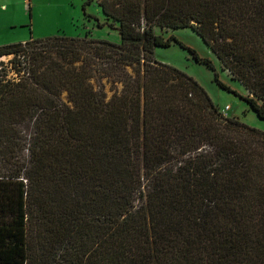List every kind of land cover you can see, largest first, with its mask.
Returning a JSON list of instances; mask_svg holds the SVG:
<instances>
[{"label": "trees", "instance_id": "16d2710c", "mask_svg": "<svg viewBox=\"0 0 264 264\" xmlns=\"http://www.w3.org/2000/svg\"><path fill=\"white\" fill-rule=\"evenodd\" d=\"M98 5L120 42L0 46L28 60L0 72V264H264V130L155 57L176 42L213 69L156 31L190 27L264 119V0Z\"/></svg>", "mask_w": 264, "mask_h": 264}, {"label": "rangeland", "instance_id": "374dc122", "mask_svg": "<svg viewBox=\"0 0 264 264\" xmlns=\"http://www.w3.org/2000/svg\"><path fill=\"white\" fill-rule=\"evenodd\" d=\"M35 1L34 7L35 23L23 27L28 33L35 32L34 38H45L65 33L68 36H84L90 31L91 36L96 39H105L112 42H120L121 35L117 28L111 24L98 5V0H92L86 6L87 13L99 18L104 23L99 26L95 18L86 17L84 14L83 4L85 0H32ZM58 27H61L60 30ZM158 33L165 37L174 34L185 46L191 47L201 56L211 60L214 68L211 69L204 63L197 62L187 48H183L180 44L173 42L169 47H157L155 57L164 63L176 66L194 77L209 93L214 102L219 106L220 110L229 117H237L243 122L263 129L264 119H261L251 109L249 104L240 96L248 95V91L237 80L232 79L231 74L226 70L222 63L212 50L204 43L200 36L190 27L177 29H160L156 28ZM31 33V34H32ZM4 37V32L0 30V41ZM2 59L10 62L9 54H3ZM5 56V57H4ZM15 66V65H14ZM17 67V65H16ZM2 73L10 78L15 77L14 68L8 63ZM215 73L218 78L227 84L232 91L221 88L215 80ZM234 91V92H233ZM230 108L224 110L225 106ZM29 130H25L24 134H29Z\"/></svg>", "mask_w": 264, "mask_h": 264}, {"label": "crops", "instance_id": "0c3cea01", "mask_svg": "<svg viewBox=\"0 0 264 264\" xmlns=\"http://www.w3.org/2000/svg\"><path fill=\"white\" fill-rule=\"evenodd\" d=\"M35 3L32 0H0V30L4 32L0 46L9 43L24 42L33 38V36L35 37V32L34 34L31 32V34L27 30H22L29 23L31 25L35 23ZM92 18L94 17L92 16ZM60 28L58 27L59 30Z\"/></svg>", "mask_w": 264, "mask_h": 264}, {"label": "built area", "instance_id": "2783aa9c", "mask_svg": "<svg viewBox=\"0 0 264 264\" xmlns=\"http://www.w3.org/2000/svg\"><path fill=\"white\" fill-rule=\"evenodd\" d=\"M11 55L9 57L10 59V62L9 60L7 59H2L0 56V72H3L2 69L8 64L10 63L11 64V67L14 68V73H15V77L14 78H10L6 75H4L3 73H1L5 78H7L8 80H11V81H14V82H17L21 79V77H23L24 75L28 74V60L26 58V56L23 54V53H19V54H14V53H11L9 54ZM5 57V56H4ZM17 60H21V64H17L15 61ZM15 65V66H14ZM17 65V67H16ZM230 106L227 105L225 106L224 110H227L229 109Z\"/></svg>", "mask_w": 264, "mask_h": 264}]
</instances>
